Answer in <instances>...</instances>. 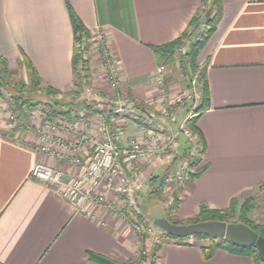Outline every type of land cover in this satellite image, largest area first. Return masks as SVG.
<instances>
[{
  "label": "crops",
  "instance_id": "1",
  "mask_svg": "<svg viewBox=\"0 0 264 264\" xmlns=\"http://www.w3.org/2000/svg\"><path fill=\"white\" fill-rule=\"evenodd\" d=\"M68 7L87 30H105L121 91L146 105L156 95L152 74L158 61L151 46L182 37L181 46L188 47L194 33L190 22L194 16L202 20L205 8L202 0H0V56L9 68L27 57L60 92L71 90L74 74ZM196 64L209 93L207 107L195 119L203 140L199 166L204 167L185 185L175 210L184 220L202 204L227 209L236 200L237 209L247 193L264 194V0H222L221 18ZM22 73L26 76L24 65ZM4 115L0 113V264H100L90 253L115 264H137L138 240L118 217L96 206L95 214L105 220L100 224L31 177L37 161L59 163L34 152L27 132L4 130ZM123 121L125 141L137 128L131 120ZM166 168H145L139 188L148 184L152 171ZM203 243L193 237H163L159 264H255L249 256L224 249L205 258Z\"/></svg>",
  "mask_w": 264,
  "mask_h": 264
},
{
  "label": "built area",
  "instance_id": "2",
  "mask_svg": "<svg viewBox=\"0 0 264 264\" xmlns=\"http://www.w3.org/2000/svg\"><path fill=\"white\" fill-rule=\"evenodd\" d=\"M73 52L74 71L81 78L78 100L85 105L77 117L64 120L35 109L28 122L19 124L12 110L0 105V113L5 114L4 130L27 132L34 152L68 166L70 173L39 160L30 175L100 224L105 220L95 214L96 206L118 217L138 240L135 263L146 264L143 256L150 247L158 249L164 232L145 218L135 191L145 168L166 166L174 170L164 181L169 189L174 187L178 199L182 198L195 169L191 162L203 153L202 141L187 125V120L196 116L202 98L199 71L184 91L175 92L167 87L165 65L158 64L152 74L156 95L146 105L121 91L119 66L102 27L76 38ZM180 111H184L183 118L178 121ZM127 119L137 129L123 141V120Z\"/></svg>",
  "mask_w": 264,
  "mask_h": 264
},
{
  "label": "trees",
  "instance_id": "3",
  "mask_svg": "<svg viewBox=\"0 0 264 264\" xmlns=\"http://www.w3.org/2000/svg\"><path fill=\"white\" fill-rule=\"evenodd\" d=\"M202 3L205 7L203 9V13L201 14V17L203 19L202 22L199 21L198 16H194V18L190 22V27H192L193 32L195 31V28H197L198 25L202 23L203 29L199 32L196 39L189 44L186 51H178V48L182 43V37L165 44L151 46L156 55L158 64L165 65L177 59L179 62V67L183 72H186L188 67L193 70L198 69V78L202 85V98L200 104L197 107V113L207 107L209 93L207 82L205 80V74L203 70L199 69L196 64V56L209 36L215 30L222 13V0H202ZM207 10H209V13L205 14ZM68 12L74 31V40L81 35H84L86 37L89 36V30H87L83 26L75 12L69 7ZM75 61L76 54H74L73 52L72 65L74 74L72 88L68 92H60L47 84L39 76L37 70L27 57L23 56V59L18 62V66L16 68H9L5 58L0 56V97L5 98L1 92V89H3V87H12L11 89H13V91L6 92L8 93V97L10 100L9 105L12 108V111L19 124H25L26 122H28L30 112L35 109L41 110L46 116H66L70 118L71 114H69L68 112L71 111H67L63 107L62 97L64 96L71 97V100L76 103L78 109L81 110L85 107L84 102L77 100L81 88V78L80 75L78 73L76 74V72L74 71ZM23 65L26 70V79L22 76ZM75 113L76 112H73L74 118L77 117V114ZM196 116L187 120V125L192 131L198 134L200 140L203 142L201 133L195 125ZM191 163L192 166H195V169L191 173V177L194 178L198 173L202 171L204 166H198L200 163V159H195ZM171 172H173V168L168 167L158 174L149 176V178L147 179V183L150 186V189L148 191V195L150 198L155 199L162 194L164 188L169 185L164 181L165 177L166 175H168V173ZM172 194L173 198L171 202L166 206V213L164 214V216L172 223H190L204 220H222L225 222H230L231 218L234 216L233 214L238 211V219L233 222H243L253 230H255L257 233L264 236V224L254 222L245 214L246 211L249 210V208L252 206L251 202L250 204H247L249 203L248 198L242 201L239 208L237 209L235 206L237 204L236 200H233L232 205L227 209H214L209 208L205 204H202L195 216L182 221L175 215V210L179 205L180 199L177 198L174 191L172 192ZM145 208L146 205L142 209ZM164 237L173 238L178 241L183 239L175 238L172 235L166 233H164ZM193 238H195L196 240H204V243L200 244V248L205 258H209L217 249H224L234 254H243L249 256L255 264H264L257 249L253 245L241 246L231 242L225 237L211 238L202 234L194 235ZM89 256L100 264H115L110 259H107L102 255L90 253Z\"/></svg>",
  "mask_w": 264,
  "mask_h": 264
},
{
  "label": "rangeland",
  "instance_id": "4",
  "mask_svg": "<svg viewBox=\"0 0 264 264\" xmlns=\"http://www.w3.org/2000/svg\"><path fill=\"white\" fill-rule=\"evenodd\" d=\"M203 13V12H202ZM202 19V17H201ZM203 20V19H202ZM202 20H200V22H202ZM203 29V25L202 23H200L198 25L197 28H195L194 33L191 35V40H195L196 37L198 36L199 32ZM181 46V45H180ZM181 47H184V50H187V46L183 43ZM183 52V48H181ZM166 67V76H167V87L172 89V91L175 92H180V91H184L187 86H188V80L193 76L194 73H196V70L191 69L190 67L187 68L186 72H183L181 70V68L179 67V62L177 59H175L172 62H169L167 64H165ZM199 68V67H198ZM198 70V69H197ZM22 76L26 79V76L24 75V73H22ZM17 77V76H15ZM97 80H100L99 78ZM89 84H92V80L91 82H89ZM100 85L102 86V84L100 83ZM93 86V85H92ZM12 88V87H11ZM11 88H4L1 89L2 94L4 95L5 98H1L0 97V105H5L6 107L10 108L12 110V108L10 107L9 103V97H8V93L6 91H13V89ZM99 92H101V94L104 95H108L109 97H111L107 92L103 91L101 88H97L95 87ZM5 90V91H4ZM63 100V107L65 108V110L67 111H71L68 112L69 114H71V117H66V116H56L59 117L61 119L64 120H71L73 117V112H76L75 114L78 115L79 110L77 108L76 103L71 100V97H67L64 96L62 97ZM76 100V99H75ZM78 100V98H77ZM81 104V103H80ZM183 118V112H179L178 113V121H180ZM174 170V168H173ZM160 173V171H159ZM191 177V176H190ZM192 180V177L190 178L189 182ZM146 184V182H143L142 186L135 191V196H140L139 199L136 198L139 207L141 208L142 212L145 215L146 219H153L155 217H158L159 215H163L166 213V206L171 202L172 198H173V194L172 192L174 191L175 193L177 192L176 190H174V187L171 185L170 189L169 186H166L162 192V194L158 197H156L155 199H152L149 197L148 195V191L150 189V186ZM249 199V203H252V206L249 208V210L246 211V215L249 219H252L254 222H258V223H262L264 224V194L259 191L257 192H249L247 193L245 196L242 197L241 202L244 201L245 199ZM145 209H142L143 207H145ZM238 214L239 212H235L233 215V217L231 218L230 222L235 221L236 219H238ZM180 220H184L182 218H179ZM175 238L178 239H184V238H189V237H193V236H187V237H176L173 236ZM158 249H154L152 247H150L149 252L143 256L144 260L143 262H145L146 264H159V256H158ZM133 264V263H132ZM137 264H139L137 262Z\"/></svg>",
  "mask_w": 264,
  "mask_h": 264
},
{
  "label": "water",
  "instance_id": "5",
  "mask_svg": "<svg viewBox=\"0 0 264 264\" xmlns=\"http://www.w3.org/2000/svg\"><path fill=\"white\" fill-rule=\"evenodd\" d=\"M209 13L207 10L206 14ZM166 234L187 237L202 234L211 238L225 237L241 246H255L264 262V236L257 233L243 222H225L222 220H204L190 223H172L165 216L152 219Z\"/></svg>",
  "mask_w": 264,
  "mask_h": 264
}]
</instances>
